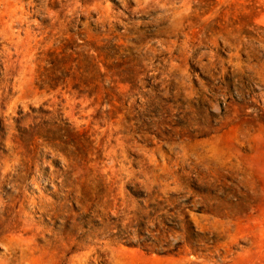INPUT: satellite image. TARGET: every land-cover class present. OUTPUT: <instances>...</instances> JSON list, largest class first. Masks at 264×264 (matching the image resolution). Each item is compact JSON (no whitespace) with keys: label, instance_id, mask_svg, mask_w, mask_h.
Returning a JSON list of instances; mask_svg holds the SVG:
<instances>
[{"label":"rangeland","instance_id":"rangeland-1","mask_svg":"<svg viewBox=\"0 0 264 264\" xmlns=\"http://www.w3.org/2000/svg\"><path fill=\"white\" fill-rule=\"evenodd\" d=\"M0 264H264V0H0Z\"/></svg>","mask_w":264,"mask_h":264},{"label":"trees","instance_id":"trees-1","mask_svg":"<svg viewBox=\"0 0 264 264\" xmlns=\"http://www.w3.org/2000/svg\"><path fill=\"white\" fill-rule=\"evenodd\" d=\"M141 246V248H143V249H145V250H147V249H151L150 247V245L148 246V245H144V244H140Z\"/></svg>","mask_w":264,"mask_h":264}]
</instances>
